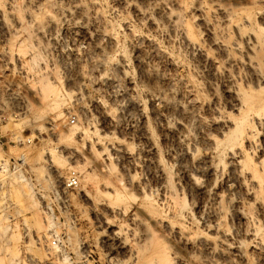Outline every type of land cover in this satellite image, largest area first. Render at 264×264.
<instances>
[{"label": "rangeland", "instance_id": "1", "mask_svg": "<svg viewBox=\"0 0 264 264\" xmlns=\"http://www.w3.org/2000/svg\"><path fill=\"white\" fill-rule=\"evenodd\" d=\"M69 1L17 0L23 6H20V23L14 25L6 10V0H0L3 10L0 89L5 97L4 117L0 121V264H64L61 257L48 249L55 233L72 242L93 245L105 240L122 264H179L172 249L158 262L149 248L154 238L150 237L153 231L150 223L144 220V214L143 221L134 218L138 210L164 217L152 201L160 196L156 189L160 171L167 173L168 187L174 188L176 165L171 160L182 156L166 133V129L176 127L170 110L179 104L178 99H163L154 93L152 84L141 76L142 66L148 61L161 75L184 82L187 75L182 65L169 64L162 57V53L175 57L180 49L167 45L128 9L120 11L118 7L122 8L120 3L124 0H94L105 20H97L96 24L106 22L104 25L112 28L116 39V45L104 48L105 55L109 52L105 59L98 58L94 36L90 35L91 22H87L85 30H78L73 21L64 19L58 11ZM29 10L41 17L34 13L36 21L28 23ZM263 10L262 1L235 15L236 23L249 19L250 25L241 29V35L250 33L260 37L257 45H264ZM47 11L53 16L51 22L45 20ZM12 30L18 38L12 35ZM127 30L135 38L130 39ZM120 61L126 66L125 76L115 69ZM106 80L114 82L118 98H126L117 100ZM32 89H38L40 98L32 94ZM215 89L220 91L218 85ZM37 99L42 101L39 106ZM164 101L169 108L164 107ZM27 102L33 107L28 108ZM203 102V98H198L201 113L206 111ZM15 136L22 141H10ZM229 146L230 143L224 142L217 150L210 151L218 184L228 174L224 164ZM22 150L31 151L33 159L23 161L19 153ZM44 153L46 156L53 153V161H45ZM204 155V151L194 153L191 162H185V168L196 167ZM73 170L79 174V185L68 189L64 182ZM144 194L152 199L147 200ZM228 197L230 203L234 202V192ZM247 208L245 213H249ZM209 212V207L205 208V213ZM227 214L225 223L231 222L228 210ZM104 217L113 226L104 223ZM115 231H120L121 236ZM156 232L160 234L159 230ZM158 233L154 236H159Z\"/></svg>", "mask_w": 264, "mask_h": 264}, {"label": "bare ground", "instance_id": "2", "mask_svg": "<svg viewBox=\"0 0 264 264\" xmlns=\"http://www.w3.org/2000/svg\"><path fill=\"white\" fill-rule=\"evenodd\" d=\"M262 1L124 0L120 3L122 8L118 7L120 11L129 10L139 22L145 23L154 34L160 35L167 45L179 47L180 51L177 50L179 53L175 57L169 53H162V57L169 64H181L187 75L184 82L177 79L173 81L161 75L148 61L142 66L141 76L152 84V91L163 99L175 97L179 103L170 110L176 119V127L166 129L182 153L180 158L173 157L171 160L176 165L174 188L168 187L167 173L161 169L156 186L160 195L158 199L153 200L144 194L147 200L152 199L157 204L164 217L159 218L150 211L145 213L138 210L134 218L143 221L144 214V220L150 223L153 230L150 237L154 238L150 240L149 248L158 257V262L172 249L179 264H264V45H257L260 37L254 34L242 37L241 29L245 30L250 25L248 18L241 23L234 22L237 12L258 6ZM18 2L6 0V10L11 14L14 25L20 23V6H23ZM27 5L24 8L28 9ZM95 5L94 0H70L58 11L64 19L73 21L78 30H85L87 22H91L93 32L91 30L90 35L94 36L95 54L100 58L106 53V45H116V39L112 28L104 25L106 22L96 24L97 20L103 21L104 17ZM48 11L47 16H44L47 18L42 19L51 22L53 16ZM34 13L30 10L26 13L28 23L36 21ZM12 32L14 35L15 31ZM15 35L17 37V33ZM127 35L130 39L135 38L131 30H127ZM142 40L146 38L142 37ZM146 41L153 45L150 40ZM115 67L120 75L127 71L123 61ZM104 82L116 95L114 82ZM216 85L220 87L219 92L215 89ZM43 90L39 91L44 95ZM32 94L37 97L40 95L38 89ZM200 97L204 100V113L200 112ZM123 98L126 96L118 98L116 95L117 100ZM39 101L37 106L42 103ZM27 106L30 108L33 104L27 102ZM164 107L169 108L165 101ZM258 135L261 136L259 139ZM224 142L231 145L227 148L224 164L228 174L222 176L218 184L210 151L217 150ZM198 151H204L205 155L197 159L196 167L186 169L185 162H191L194 153ZM19 153L23 161L33 159L29 150ZM53 153L47 156L44 153V160L53 161ZM115 192L117 195L118 192ZM230 192L235 195L232 203L228 201ZM207 207L210 211L208 214L205 213ZM245 207H248L249 213H245ZM227 210L231 214L229 223L224 221L228 219ZM104 223L113 226L109 218L104 217ZM155 230H159L160 234H154ZM114 233L121 236L120 231ZM157 233L159 236H154Z\"/></svg>", "mask_w": 264, "mask_h": 264}, {"label": "built area", "instance_id": "3", "mask_svg": "<svg viewBox=\"0 0 264 264\" xmlns=\"http://www.w3.org/2000/svg\"><path fill=\"white\" fill-rule=\"evenodd\" d=\"M5 97L3 90L0 89V121H2L3 106ZM9 141V139H7ZM13 142L22 141L21 137H14ZM29 141V139H27ZM0 142L1 139H0ZM79 185V174L71 171L64 182V187L71 189ZM64 206V203H62ZM105 240L97 241L95 245L72 242L70 238H64L60 233H55L49 241V248L53 250L57 257H61L64 264H122L117 254L107 247Z\"/></svg>", "mask_w": 264, "mask_h": 264}]
</instances>
